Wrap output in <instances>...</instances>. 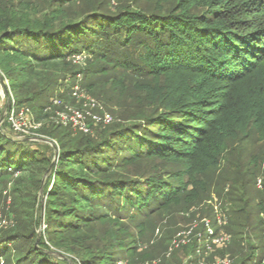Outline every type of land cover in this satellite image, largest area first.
<instances>
[{"label":"trees","instance_id":"16d2710c","mask_svg":"<svg viewBox=\"0 0 264 264\" xmlns=\"http://www.w3.org/2000/svg\"><path fill=\"white\" fill-rule=\"evenodd\" d=\"M65 2L52 0L41 15L29 4H0V69L17 105L30 107L41 121L61 83L79 72L74 56L82 54L90 66L86 77L122 69L151 78L158 109L100 136L52 124L46 133L59 148L55 163L51 144L11 137L5 130L9 122L0 116V184L17 175L30 189H13L15 204L19 200L27 207H14L16 220L0 235V264H119L118 251L133 260L140 243L127 223L167 208L185 189L184 175L193 182L218 164L231 142L264 143V0H157L149 13L131 7L114 12L91 0L96 5L80 14L67 13ZM44 128L38 132L44 134ZM148 158L179 162L185 169L167 176L127 173ZM257 169L253 163L241 170L242 188L225 194L230 201L223 208L225 228L234 239L230 249L245 238L239 235L250 229L257 211H264L261 189L257 203L249 204ZM46 174V228L38 240L36 201ZM237 200L244 202L242 208L235 209ZM98 224L109 228L101 244L92 232ZM206 225L204 220L195 231L218 235L216 216L213 235ZM201 239L189 244L186 264L199 263L201 250L211 243L200 247ZM250 245V253L232 264H257L258 246Z\"/></svg>","mask_w":264,"mask_h":264},{"label":"rangeland","instance_id":"374dc122","mask_svg":"<svg viewBox=\"0 0 264 264\" xmlns=\"http://www.w3.org/2000/svg\"><path fill=\"white\" fill-rule=\"evenodd\" d=\"M51 1L52 0H0V4L6 2H14L16 4L22 3L23 6L29 4L30 11L41 15L48 9ZM90 2L91 0H66L64 8L67 10V13L76 12L80 14L83 10L88 9V7H92L96 4L98 5L99 2H102L101 7L103 9L114 12L125 7H131L149 13L155 9L157 4V0H95L96 4H91ZM20 9L23 8L21 7ZM84 59L83 61L76 60L74 62V69H77L79 72L73 77H71V75L66 77L59 86V89H57L59 92H62L61 94L63 95L60 96L59 92L54 95L51 99V105L45 110L46 116H44L41 122L43 126L46 127L44 128V134L47 136L39 132L42 137L53 140L48 137L49 133H46V131L48 130L49 132L50 126L54 124L55 113L60 109V107L54 103V100L59 99L63 102L78 106V100L72 95V87L79 84V82L85 83L86 88L83 87L84 91L90 97L95 98L105 110L109 111L114 116V123L111 126L107 128H95L93 136H100L101 133L115 127L116 124L129 122L136 119L139 115L152 113L154 110L158 109L152 92L155 83L151 78L136 76L132 72L122 69L114 72L111 71L107 75L93 72L91 77H86L88 72L87 68L90 66L88 65L87 59ZM97 78L98 82L93 84L91 88L88 87V83L91 84L94 80L96 81ZM114 80L116 82L115 84L113 83ZM149 87H151V89ZM16 99L17 94L12 90L9 78L0 69V116L1 118L4 116L3 121L6 119L8 120V109L11 105L17 104ZM5 130L13 138L32 141L41 140L33 139L31 136H20L13 130L10 124L6 125ZM53 141L56 143L55 140ZM41 144L50 145L51 143L42 141ZM50 146H52V150L48 149V153L51 154V156L53 155V160L57 162L58 157H56V153H59V148L57 144L55 147L52 144ZM238 160L241 163H238ZM251 160L252 164L256 163L259 176L256 175L254 181L249 184L251 186L249 188V197L251 198L249 204L253 206V204L257 203L260 197L259 189H261V192L264 194V143L262 141H255L253 138L241 143V145L233 141L230 143L228 152L223 153L219 158L218 164L206 167L195 176L193 182L189 183L188 176L184 175V181L187 182L185 189L181 190L175 201H172L167 208L158 211L155 215L146 219L138 218L137 221L127 223L132 236L140 243V248L138 249L137 256L134 257L133 260L124 258L125 254H123L122 251H118V254L123 257L122 262H119V264H143L141 261H146L145 264H157L161 260H164L162 264H167L172 260L179 264H186L189 260L190 251L193 249L189 244L195 243L200 237L202 238L199 241L200 247L204 248L207 241H211V243L208 244L206 250H201L200 255L202 257L197 264H201L200 262L209 264L225 257L235 262L239 257L242 258L250 253L252 249L250 242L258 246V251L256 253L257 257L255 259L256 263L264 264V211H257L259 215L253 219L254 222L251 223L250 229L245 230L241 236L239 235V237L244 236L245 238H242L234 249H230V247L234 245L233 241H231L234 240L232 239V234L225 228V222H228L226 218L228 213L227 215L223 213L224 205L226 206L228 203L227 201H229L225 194L230 193V196L235 186L242 188L241 184L243 180L240 179V177H242L240 176V171L243 169L245 172L248 171L252 165L250 162ZM184 169L185 165L179 162H168L160 158H148L131 166L127 170V173L130 175L165 174V176H167L171 172H181L183 174ZM48 175L49 174H46L43 178V184L36 201L37 216L41 218L36 228L38 240L41 239L46 228L45 187ZM16 179L17 175L14 176L13 180L9 179L7 182L0 184V235L9 229L5 228L6 225L9 223L13 224L16 220V213L13 211L14 207L16 205L21 209L27 207V205H23L19 200H17V204H15L16 195L13 194V189L16 186L23 191L30 190L27 188L26 183L19 184ZM253 182L255 186L252 184ZM24 186H26V188ZM5 190H7L6 194H4ZM243 203V201L237 200L235 209L242 208ZM214 216H216L217 219L216 226L219 228L218 235L207 237L206 231L203 235H200L199 230L195 231L197 227L199 228L200 225L202 226L204 220L209 224L206 225L207 229H213L211 220ZM189 228H193V232L186 238L185 242L178 245L174 243V239L176 238L175 235L179 231ZM108 229V226L99 224L92 228V232L96 235V243H102L101 239L103 240L105 232ZM141 230L142 232H140ZM158 230L160 231L159 233H157ZM234 231L236 230L234 229ZM217 236H226L228 240L222 243H214L213 239ZM229 242L232 243L228 244ZM224 249H226V251L222 252L221 250ZM254 250H256V247ZM60 254L63 258L67 257L64 253ZM15 258L16 254L14 253L13 259L15 260ZM232 262L230 261L231 264Z\"/></svg>","mask_w":264,"mask_h":264},{"label":"built area","instance_id":"2783aa9c","mask_svg":"<svg viewBox=\"0 0 264 264\" xmlns=\"http://www.w3.org/2000/svg\"><path fill=\"white\" fill-rule=\"evenodd\" d=\"M84 58L85 56L82 54L76 55L74 61H83ZM72 95L78 100V106L59 99L54 100V103L60 107L55 113V124L70 127L76 132L89 134L93 132L95 126L108 125L114 121L113 114L105 110L95 98L90 97L78 84L73 87ZM7 118L13 130L20 136H31L33 139L42 137L38 130L43 126V123L35 119L30 107H19L17 104H13L8 109ZM208 231L210 235H213V229L209 228ZM192 232L193 228L179 231L175 236L174 243L178 245L185 242ZM157 233H159V230ZM214 238V243H222L228 240L226 236ZM230 261L232 262V260L225 257L209 264H231ZM200 263L203 264V262Z\"/></svg>","mask_w":264,"mask_h":264},{"label":"water","instance_id":"95a60500","mask_svg":"<svg viewBox=\"0 0 264 264\" xmlns=\"http://www.w3.org/2000/svg\"><path fill=\"white\" fill-rule=\"evenodd\" d=\"M3 119H4V116L1 118V122L3 121ZM39 139H41V140L43 139V140H45V141L51 143L54 147L56 146V143H55L53 140H49V139H47V138H45V137H41V138H39ZM56 154H57L56 157H58L59 153L57 152ZM54 163H55V161H54Z\"/></svg>","mask_w":264,"mask_h":264}]
</instances>
